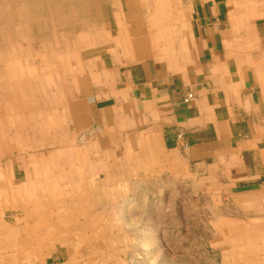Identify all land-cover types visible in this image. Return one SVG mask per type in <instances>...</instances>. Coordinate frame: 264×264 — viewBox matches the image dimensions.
Masks as SVG:
<instances>
[{
  "label": "crops",
  "instance_id": "crops-1",
  "mask_svg": "<svg viewBox=\"0 0 264 264\" xmlns=\"http://www.w3.org/2000/svg\"><path fill=\"white\" fill-rule=\"evenodd\" d=\"M95 1L89 37L81 30L91 44L75 54L81 63L71 68L72 78L58 80L71 128L95 129L89 143L92 171L110 177L161 171L153 188L187 186L193 195L173 202H202L206 208L202 236L214 249L205 250L203 264H227V257L242 264V257L253 259L257 252L251 264H264V126L257 123L262 104L256 81V74L264 79V61L259 70L249 66L254 49L262 48L264 7L246 11L242 0ZM250 13L261 15L250 20ZM68 89L70 97L64 94ZM188 92L194 98L185 103ZM73 150L82 156L85 151ZM20 170L15 173L22 175ZM132 186L141 193L122 200L112 193L111 200L128 205L166 200L162 193L143 196L146 183ZM215 188L219 207L212 213ZM195 216L200 215L193 213L192 220ZM126 225L137 230L128 217ZM157 225L147 226V235L141 229L127 233L122 241L137 237L156 258Z\"/></svg>",
  "mask_w": 264,
  "mask_h": 264
},
{
  "label": "bare ground",
  "instance_id": "bare-ground-1",
  "mask_svg": "<svg viewBox=\"0 0 264 264\" xmlns=\"http://www.w3.org/2000/svg\"><path fill=\"white\" fill-rule=\"evenodd\" d=\"M9 2L7 1V3ZM98 3L101 4V1ZM95 4V0H13L12 4L0 5V149L4 150L3 152L1 150L4 154L0 152V188L4 189L5 208L22 209L25 217L32 224V227L25 230L26 237H22L20 240L21 243L29 246L30 254L37 253L38 255L42 251L39 235L50 239H57L69 234L82 236L86 235V232H96L102 235L104 233L105 235L108 229L106 242L112 253L116 249H121L120 246H116L119 247L116 248L114 245H118L117 242L120 239L122 241L124 235L127 237L126 230H120V233L115 236L113 233L110 234L109 226H112L111 223H107L108 225L103 227L99 226L100 218L104 215L110 217L111 213L104 211L98 213L96 205L118 202L111 200L113 194H111L112 190H109L107 183H103V187L99 182L97 183L96 174L94 177L93 173L95 171H92V164L89 162L87 164L85 161L83 163V156L79 151L72 152L71 148L67 149L71 141H67L66 133L62 129V112H64L63 108L65 107H63L62 99L59 98L58 101L56 98L52 99L50 110L47 107L43 109L36 102L34 103L36 92L47 102L48 87L46 88V86L49 85L50 87L51 84L55 83L56 77L57 80H61L60 77H63L64 70L67 72L71 70V66L69 67L71 62L68 60H71V56L74 57L76 54L67 48L70 43L67 39V33L59 32L55 25L60 22L66 26V23L73 18L72 9L75 12L74 15L79 12L83 13V17L86 16L88 24L91 25ZM10 6L14 10H11ZM34 6L45 9L47 14L45 20H41L39 17H35L33 12H29V7ZM12 11H14V15L16 14L18 22L12 18L8 30L2 26V16L7 12L11 14ZM47 21L55 26L52 30H48ZM40 22L43 23L40 31L42 30L44 35L49 34L45 37H49L50 40L53 39L57 45L55 47L48 45L50 40L43 39L40 45L41 49L35 53L41 58L42 63L39 66H34L29 64V52L21 49V46L13 48V45H8V38L11 36L15 40L19 37L15 23L18 26L20 23L22 27L26 26L29 29L32 23L39 24ZM77 24L79 25V23ZM79 36L80 39L78 35L77 38L73 37L74 44L78 41L79 44L84 43L87 46L91 44L82 34ZM35 54L31 56L33 59H36ZM52 67L57 69L55 74L49 71ZM19 91H21L22 96L26 95L25 99L19 100L22 97ZM14 144L17 150H14ZM20 152L23 154L20 155ZM73 153L74 155H72ZM5 159H9L4 164L6 171L10 168L14 169L8 178L4 177L2 168V162ZM18 161H21L22 169L25 171L22 175L15 173L14 164ZM125 175V172H122L117 177ZM111 179L114 177H110ZM149 186L151 185L149 184ZM22 197H26V199L22 200ZM123 197L124 195L121 198ZM121 202L123 205L120 215L126 224V204ZM0 230V244L3 246L19 241L14 230L8 226L2 225ZM135 240L146 245L145 241H139L137 237ZM245 251L247 252L244 254L251 252L250 249H245ZM113 256L114 254L109 256L110 260L115 259ZM240 262L247 263L248 261L243 258Z\"/></svg>",
  "mask_w": 264,
  "mask_h": 264
},
{
  "label": "rangeland",
  "instance_id": "rangeland-1",
  "mask_svg": "<svg viewBox=\"0 0 264 264\" xmlns=\"http://www.w3.org/2000/svg\"><path fill=\"white\" fill-rule=\"evenodd\" d=\"M7 1H10L7 3ZM154 0H148L146 3L151 2ZM158 0H155L157 2ZM167 3L171 2V0H165ZM238 1V0H237ZM13 0H0V5L1 4H12ZM235 0H232V3H234ZM259 3V4H258ZM243 8L247 11H251L252 8L255 7H264V0H242ZM257 4V5H256ZM94 7V6H93ZM11 10H14L12 6H10ZM75 9V8H74ZM45 9L37 8V7H29V12H33L35 14V17H39L41 20H45L47 14L44 11ZM241 10V9H240ZM264 13V9L262 10ZM69 13V11H67ZM74 11L72 9L71 14L73 15V18L68 21L65 25L60 24V22H57L56 29L59 32H66L67 33V39L70 41V43L67 45V48L69 50L74 51V53H77L78 56L80 55L81 52H83L84 49V43L79 44V41L76 42L75 44L73 43L74 39L73 37L77 38V35L80 39V34L81 30L84 35H88L89 37V31L90 29L88 28V19L85 16L83 17V13L79 12L74 15ZM94 15L96 14L95 11H93ZM10 17H9V16ZM14 11L10 14L9 12L4 13L2 16V26L6 29L9 30V25L11 22V19L14 18L17 20L16 14L14 15ZM261 14H251L250 13V20L255 19L257 16ZM13 16V17H12ZM93 20V19H92ZM74 21H77L76 23ZM18 22V20H17ZM42 22V21H41ZM32 23L28 29L26 26H21L19 23V26L17 23L14 25L16 26V30L18 31L19 37L18 39L16 38L14 40V37L10 36L8 38V45L11 44L13 45V48L15 47H20L21 49L27 50L29 52L30 58H29V64L34 65V66H39L42 63V60L40 57H38L35 53L37 50L41 49V43L44 40H50L48 36V31L46 32L48 35H44L42 33V30L40 31V27L43 26V23ZM48 22V21H47ZM79 23V25L77 24ZM42 24V25H40ZM76 25V26H75ZM78 25V26H77ZM55 26L49 24L48 22V30H52ZM59 26V27H57ZM90 26V25H89ZM8 27V28H7ZM87 29V30H86ZM14 31V29H11ZM24 30V31H23ZM252 30V29H250ZM43 35V36H42ZM39 36V38H38ZM45 37V38H44ZM12 39V40H11ZM42 39V40H41ZM264 39V38H263ZM21 40V41H20ZM89 41V40H88ZM36 42V43H35ZM260 46L262 48H255L254 49V55L252 60H249V66L253 68H259L261 69L260 65L264 61V40L260 39ZM56 41L53 39L48 42V45L51 46H56L55 44ZM28 44V45H27ZM39 44V45H38ZM262 44V45H261ZM83 45V47H81ZM30 46V47H29ZM29 48V49H28ZM30 50V51H29ZM90 49H87L89 51ZM258 50V52H256ZM67 51V49H66ZM80 52V53H79ZM22 54V53H21ZM35 54L36 59H33L31 56ZM26 55V54H23ZM76 56L74 55L71 56V60H68L71 62L69 65L70 68L72 67H80L81 59H76ZM21 59V58H20ZM25 62V61H23ZM2 68V67H1ZM69 68V69H70ZM49 71H51L53 74L57 72V69L51 68ZM67 73V74H66ZM257 73V72H256ZM63 75L71 76L72 78V72L69 70L67 72L64 70ZM256 81L258 84V95L259 99L262 104V110L259 113L260 117L257 120V123L261 124L264 126V79L262 76L259 74H256ZM66 76V77H67ZM60 78H65V77H60ZM63 82V81H62ZM48 87V88H47ZM48 89V99L46 102V99H42L38 92H36V98L34 97L36 104H38L41 108L45 109L46 107L48 110H50V105L52 103V99L56 98V101L59 100L60 98V84L58 83L57 77L55 79V83L46 86ZM69 88V87H68ZM67 89V88H66ZM20 95L22 96L21 91ZM64 94H68V97H70L71 94L69 89L64 90ZM31 97L33 96L29 94ZM63 95V92H62ZM25 96L20 97L19 100H22V98L25 99ZM76 97V95L74 96ZM30 99V97H29ZM64 99V98H63ZM62 99V100H63ZM61 100V99H60ZM20 102V101H18ZM48 104V106H46ZM63 104V110L62 112V129L63 132L66 133V137L68 138L67 141L70 142V145L67 149L72 151V152H77L74 151V149H79L83 148L85 149L84 154H83V163L85 162H92V159L89 155V143L94 136V128L93 127H86L83 130H78L74 131L71 128V123L69 119L67 120V117L69 116V106L62 101ZM61 103L59 104V106ZM62 109L60 110V112ZM72 144V145H71ZM67 145V146H68ZM15 149L16 145L14 144ZM77 147V148H76ZM2 149H0L1 152ZM4 150H2L3 152ZM1 152V153H2ZM17 156L19 155L18 152L16 151ZM4 154V153H2ZM1 154V155H2ZM23 152H20V155H22ZM74 155V153L72 154ZM16 156V155H15ZM26 156V155H25ZM69 157V156H68ZM81 159V158H80ZM22 160V159H20ZM68 160V158H67ZM8 160H4L2 162V168L4 170L3 174L4 177L8 178L10 176V173L14 172V169L10 168L6 171V166L4 165ZM70 161V160H68ZM20 164V167H18ZM21 161H18L14 164V168L21 169ZM88 164V163H87ZM20 174H24V170L19 171ZM94 177L96 174L97 180L99 181L101 187H103V183H111L115 182L114 186H109V190H112V193L114 194V197L117 198L118 200H122L121 198L123 195L124 196H133L136 192L141 193V190L139 187L136 188V190L133 188L132 183L136 182H142L146 183L147 185H153L154 182L156 181L157 176H161L162 173L161 171L158 170H151V171H132V172H125V176L123 177H114L113 181H110V173L107 172H93ZM117 174V173H116ZM3 177V178H4ZM102 179V180H101ZM130 187V188H129ZM148 188V187H147ZM107 189V187H105ZM4 189L0 188V229L2 225L8 226V228L14 230L16 233L18 240L14 244H8V245H2L0 244V264H158L159 260H163L165 263H172V264H187V261L191 260L193 264H203L204 258H205V250L214 249L213 246L209 244L208 239L204 238L202 236V230H203V221L201 219V214L203 212V209L206 210L205 206L202 204V202H198L197 204L190 205L186 204V201H180V202H173L175 197H183L184 199L188 196L190 197L193 195L192 190L189 189L187 186H181L180 188L178 187H171V188H159L155 189L152 186H150V189L143 190L142 192L143 196H147L149 199L158 196L159 194L162 193V196L164 195V198H166L165 202L161 203H155L154 205H150L148 203H141L139 204H126V215L128 217V222L131 223V225H134L135 228H137L136 231H139L141 229L144 231V234L147 233L146 227H150L149 230L152 229L154 223H160V225L156 228H153L154 232L157 235L158 243L156 245L160 244V251L157 252L158 257L153 258L154 253H150L148 251L147 246L148 244L146 243V248L141 244V242L138 241H129L126 240L124 242L120 241L117 242L118 245L120 246L121 249H116L113 251L108 249V244L106 242L107 239V233L108 229L106 230V233L104 235L101 233H96V232H86V235H76V234H69L68 236H61L57 239H50L49 237L39 235V243L42 246V251L37 253H32L30 254L28 249L29 246L27 244H23L20 242L22 237H26V229L32 227V224L30 223V220L27 219L24 215V212L22 209H7L5 208L4 205ZM103 191V190H102ZM133 191V192H131ZM111 193V194H112ZM176 193V194H175ZM219 189H212V203H211V212L215 211L216 208L219 207V204H214V201H218V194ZM172 195V196H171ZM120 196V197H119ZM195 196H203L202 192L195 194ZM171 197V198H170ZM26 197H22V200H25ZM136 199V198H135ZM116 204V205H115ZM115 204H99L96 208V211L100 213L101 211H104L105 213L110 212L111 215L108 218V216H103L99 220V226L103 227L107 223H111L112 226H109V233L113 235H118L120 233V230H125V228L129 227V225H126L123 222V218H121L120 215V210L121 206L123 205L122 202H118ZM108 205V206H107ZM138 205V206H137ZM216 206V208H215ZM138 207V209H137ZM194 208V209H193ZM136 209V210H135ZM139 211V212H138ZM163 211V212H162ZM132 213V214H131ZM195 215H200L199 217L196 218L195 220H192V214ZM145 214V215H144ZM155 214V216H154ZM152 215L153 219H149L148 216ZM164 215V216H162ZM164 217V218H163ZM170 219V220H169ZM160 220V221H159ZM165 220V221H164ZM137 222V223H136ZM195 225H194V224ZM211 223L216 224L215 219L213 220V217L211 218ZM107 224V225H108ZM188 225V226H187ZM163 226V227H162ZM194 227V235L191 237L189 236L190 231L191 234L193 232ZM17 227V228H16ZM145 229V230H144ZM32 230V229H30ZM127 228V233H133V229ZM1 231V230H0ZM134 231V233L136 232ZM114 235V236H115ZM1 236V235H0ZM162 236V237H161ZM245 239V237H243ZM51 240V241H50ZM96 242V243H95ZM122 242V245L120 243ZM195 242V243H193ZM114 242V244H117ZM134 243V244H133ZM140 243V245H139ZM106 244V245H105ZM24 245V246H23ZM113 247V245L111 244ZM119 248V247H116ZM189 249V250H188ZM118 251V252H117ZM257 252V250H256ZM251 253L249 252V257L251 258ZM111 254H114L113 257L115 259L110 260L109 256ZM261 254V253H260ZM255 258L257 257V254H255ZM215 256H220L219 254H215ZM264 257V253L262 254ZM261 257V256H260ZM47 258V259H46ZM120 258V259H119ZM245 258L247 259L246 262H242L245 264H251V261L253 259L246 258L245 256L242 257V259ZM151 259V260H150ZM155 259V260H154ZM176 259V260H175ZM178 259V260H177ZM180 259V260H179ZM166 260V261H165ZM251 260V261H250ZM257 260V259H256ZM83 261V263H82ZM175 261V262H173ZM183 261V262H182ZM241 261V260H240ZM256 262V261H255ZM226 263L227 264H235L234 261L230 258H226ZM259 264H263L260 262Z\"/></svg>",
  "mask_w": 264,
  "mask_h": 264
},
{
  "label": "built area",
  "instance_id": "built-area-1",
  "mask_svg": "<svg viewBox=\"0 0 264 264\" xmlns=\"http://www.w3.org/2000/svg\"><path fill=\"white\" fill-rule=\"evenodd\" d=\"M194 98V93L193 92H188L185 94V96L183 97V102L188 103L190 102L192 99ZM179 137H182L181 134H179Z\"/></svg>",
  "mask_w": 264,
  "mask_h": 264
}]
</instances>
